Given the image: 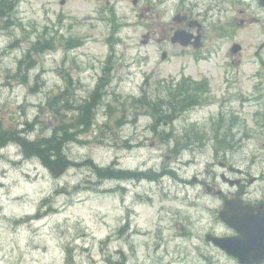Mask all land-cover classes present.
<instances>
[{"label":"rangeland","instance_id":"obj_1","mask_svg":"<svg viewBox=\"0 0 264 264\" xmlns=\"http://www.w3.org/2000/svg\"><path fill=\"white\" fill-rule=\"evenodd\" d=\"M14 1L0 30V130L28 140L66 130L71 165L56 176L17 142L0 148V264H239L206 239L233 233L215 192L234 194L219 162L237 161L206 126L222 106L261 97L258 1ZM180 13L200 17L201 50L171 44ZM181 83L190 94L170 104L177 115L163 134L146 103L173 98ZM196 96L209 100L190 111ZM86 99L93 128L78 116Z\"/></svg>","mask_w":264,"mask_h":264},{"label":"flooded vegetation","instance_id":"obj_2","mask_svg":"<svg viewBox=\"0 0 264 264\" xmlns=\"http://www.w3.org/2000/svg\"><path fill=\"white\" fill-rule=\"evenodd\" d=\"M261 53L257 51L255 55L258 57ZM255 94L261 97L240 98L238 104L229 106L224 117H220V136L235 144L237 154L235 169L227 159L220 162L226 173L224 185H229L228 173L233 172L235 176V192L228 195L224 188L220 196L223 202L235 198L245 203L264 204V89ZM246 102H249V108L254 105L256 110L246 113Z\"/></svg>","mask_w":264,"mask_h":264},{"label":"water","instance_id":"obj_3","mask_svg":"<svg viewBox=\"0 0 264 264\" xmlns=\"http://www.w3.org/2000/svg\"><path fill=\"white\" fill-rule=\"evenodd\" d=\"M190 39L191 36L186 32L177 31L172 42L188 46ZM197 40L199 42L200 37H197ZM198 42L195 43L197 48L201 46ZM240 49L241 47L236 45L233 51L237 52ZM219 218L233 229L235 234L231 236L210 234L207 239L228 255L238 259L240 264L264 263V206L254 207L238 199L227 200L219 212Z\"/></svg>","mask_w":264,"mask_h":264},{"label":"trees","instance_id":"obj_4","mask_svg":"<svg viewBox=\"0 0 264 264\" xmlns=\"http://www.w3.org/2000/svg\"><path fill=\"white\" fill-rule=\"evenodd\" d=\"M17 1V0H16ZM16 3L14 0H0V29L4 28L9 15L15 7ZM90 105L89 107L85 106L82 108H77L80 111V115L83 117V122L89 126V113H90ZM147 106L154 111V117L157 118V121H160L165 115L163 111H161V105L158 101H149L147 102ZM159 106V112H157L156 107ZM166 110H169L172 113V110H175L173 107L171 108L168 106ZM164 111V112H165ZM67 131L63 129H56L53 130L50 136L44 137L42 139L37 140H28L27 138L23 137L21 132L13 133V131H5L2 132L0 130V148L6 146L9 141H15L19 144L22 149V152L27 157H36L39 159L46 168H48L52 173L56 176L61 175L63 172L67 171L70 168L71 162L67 158L65 151H64V140L62 138L61 133ZM56 157V158H55ZM56 160H59L57 163ZM98 173L101 174L102 170L97 169Z\"/></svg>","mask_w":264,"mask_h":264},{"label":"bare ground","instance_id":"obj_5","mask_svg":"<svg viewBox=\"0 0 264 264\" xmlns=\"http://www.w3.org/2000/svg\"><path fill=\"white\" fill-rule=\"evenodd\" d=\"M128 177V176H127ZM133 177V176H132ZM135 177V176H134ZM138 178V177H137Z\"/></svg>","mask_w":264,"mask_h":264}]
</instances>
